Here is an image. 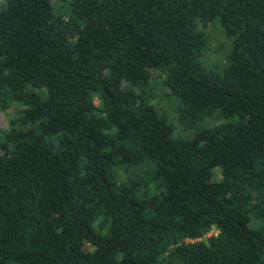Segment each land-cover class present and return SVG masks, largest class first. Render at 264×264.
Instances as JSON below:
<instances>
[{
    "label": "trees",
    "instance_id": "16d2710c",
    "mask_svg": "<svg viewBox=\"0 0 264 264\" xmlns=\"http://www.w3.org/2000/svg\"><path fill=\"white\" fill-rule=\"evenodd\" d=\"M15 104L0 264H264V0H3Z\"/></svg>",
    "mask_w": 264,
    "mask_h": 264
},
{
    "label": "rangeland",
    "instance_id": "374dc122",
    "mask_svg": "<svg viewBox=\"0 0 264 264\" xmlns=\"http://www.w3.org/2000/svg\"><path fill=\"white\" fill-rule=\"evenodd\" d=\"M3 0H0V4ZM206 32L209 35V40H210V49L207 52V61L210 65L216 66L219 65L218 63L223 62L228 50L230 49V41L227 38V36L224 33L223 26L219 22H215L212 25L208 26L206 28ZM215 63V64H213ZM165 90L163 86L159 85L156 89V94H157V107L162 111L164 110L166 113L164 115L169 114L171 117H174L175 122L172 121L171 117L167 115V117L172 121L175 125V132L176 135H179V132L184 135V137H191L193 134L190 132V130H185L182 128V126L179 125V121L176 115L175 107L176 103L174 101H171L168 99L165 95ZM20 107L19 104H15V106L11 109L8 110L7 112H4L0 110V131L7 130L9 128L10 124V119L18 110ZM220 121V120H219ZM216 119H211L207 123L208 124H215L217 122ZM182 135V136H183Z\"/></svg>",
    "mask_w": 264,
    "mask_h": 264
}]
</instances>
